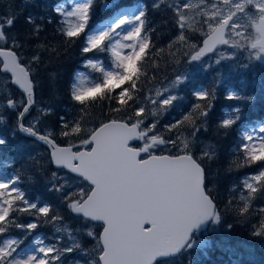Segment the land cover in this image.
<instances>
[{
  "label": "snow or ice",
  "instance_id": "6c2138e0",
  "mask_svg": "<svg viewBox=\"0 0 264 264\" xmlns=\"http://www.w3.org/2000/svg\"><path fill=\"white\" fill-rule=\"evenodd\" d=\"M32 2L25 0V7ZM94 7V0H80L70 11H65L62 5L53 8L61 42L67 47L83 37L85 42L80 53L84 67L100 74L89 83L84 73H77L78 82L72 84L70 98L80 106V115L71 121L61 116L56 127L59 136L76 138L79 143L69 140L63 147L56 142L57 133L46 123L53 109L37 107L35 98L40 85L33 70L42 62L40 51L47 47L40 37L44 25L51 24L52 19L41 17L44 24H38L36 17L28 14L24 16V29L17 31L19 16L0 17V73H10L6 77L9 83L22 90L21 98L5 94L0 99V110L9 111L12 117L8 134H0V147L9 143V137L16 138L18 134L33 144L47 146L50 149L47 164H54L58 171L66 170L67 175L80 181L75 185L67 181L58 183L63 178L58 171H53L47 178L48 190L57 193L60 202L85 225L78 230L81 238L66 227H56L55 231L65 233L70 243L63 242V237L51 243L36 237L31 241L30 250L18 251L23 241L9 236L11 229H20L27 237L40 225L63 219L53 204L39 198L31 200L22 190V178L34 182L37 176L43 175L45 165L38 155L25 152L28 145L20 143L16 146L23 161L20 169L14 175L0 178V264H63L64 257L73 252L85 257L83 264H169L173 258L194 249L206 255L205 250L212 247L213 241L200 237L222 227L233 228V223L224 224V213L219 210L210 188L212 180L205 165L216 158L214 146L204 147L199 156L189 147V137L196 138L202 129L207 131L220 74L210 88L194 89L192 94L197 103L193 111L166 125L165 133L169 135L165 136L159 130V116L178 100L172 90L179 88L188 74L177 73L173 80L154 89L153 95L144 97L147 105L155 106L146 110L144 104L138 103L143 91L142 77L146 79L148 75L143 65L151 62L156 66L154 58L165 49L157 50L146 35L150 29L143 8L132 19L119 14L105 27L89 34L86 29ZM104 7L115 9L117 4L106 0ZM152 8L170 13L169 19L176 28V36L168 49H184V58L189 63H200L205 71L212 65L203 58L216 54L219 46L247 53L248 62L240 64V68L247 69L253 61L264 62V0H198L196 3L154 0ZM60 16L66 19L60 21ZM129 24L133 26L127 28ZM190 31L204 37L201 44L191 43ZM121 32L125 42L114 39ZM33 45L32 55L25 59V50ZM99 53L111 54L115 70L105 66ZM171 54L175 56V52ZM233 55L221 54L215 64ZM226 99L251 101L253 97L241 96L230 89ZM105 101L113 105L112 113L126 115L109 119L89 131L88 109ZM233 112L235 116L222 118L217 124L218 133L227 135L240 119L241 108L236 106ZM149 115L152 120L146 124ZM0 123L7 124L8 120L0 115ZM179 129L190 130L189 136L182 139L183 132L173 135ZM254 132L255 135L248 132L243 135L246 142L238 149L242 159L230 161L225 168L230 172L260 166L255 174L241 181L247 194L241 191L239 202L233 196L225 205V212L234 213L238 223L246 222L251 202L264 194V126ZM164 145L177 149L178 154H155ZM142 154L147 158H141ZM15 163L5 162V166L14 167ZM260 213L264 215V208ZM22 215L34 219L20 222L18 218ZM94 222H100L101 232L95 230ZM251 228L253 237L264 238V219ZM93 241V247L88 248ZM215 243L226 251H235L226 246V241Z\"/></svg>",
  "mask_w": 264,
  "mask_h": 264
},
{
  "label": "trees",
  "instance_id": "16d2710c",
  "mask_svg": "<svg viewBox=\"0 0 264 264\" xmlns=\"http://www.w3.org/2000/svg\"><path fill=\"white\" fill-rule=\"evenodd\" d=\"M60 0H33L32 3H28L25 7V0H0V17L5 16H19L15 29L17 31L23 30L24 16L32 14L36 17L38 24H44L40 19L41 17L52 19L51 24H45L41 33L40 41L46 44V49L40 51L42 56V62L38 69H34L33 73L37 75V81L40 85L36 93L37 106L51 107L53 111L47 116L46 123L49 127L57 133L56 142L59 145H66L69 140L72 143H79L76 138H64L59 136V129L56 127V122L63 116L65 119L71 121L74 118H78L79 105L75 104L71 100V86L75 77V73L78 70H84L89 75L91 69L84 67V57L81 56L80 48L84 44V38H80L77 43L70 46H65L61 42V36L57 32L59 24L57 22L56 14L53 12V8ZM101 0H94L95 7L90 18L89 27L86 29L92 30L96 26H100L105 19L108 18L110 10L101 9ZM143 0H113V3L117 4L116 8L119 7H132L133 5L140 4V10L143 8L146 12L147 27L150 29L147 32V36L152 40L154 47L157 50L164 48L165 51L159 56H156L155 65L151 62L143 65V70L147 72V78L142 77L140 87L143 89L138 100L139 104H144V96L147 94V90L161 83L171 75V71L175 68V62L171 58V52L178 54L176 49H168V45L173 39L170 38L173 29H175L172 21L169 19V13L166 11H157L152 6L143 2ZM60 21L64 20L63 16L59 17ZM166 21V23H162ZM66 27V25H65ZM151 29H155L152 31ZM55 48L58 51H52ZM35 49V45L30 49H26L24 53L25 59L32 55V51ZM109 58V53H99L98 56ZM99 73L92 72L91 77H99ZM259 87V86H258ZM257 87V88H258ZM231 90L239 93L241 96H251V101L244 100H228L226 99V93L224 90L218 92L215 96V122H210L207 127V131H202V134L207 137L202 138L203 141L209 142L211 146H214L216 152V158L212 162H206V167L210 174L212 184V196L215 198L216 203L219 206V210L224 213L223 222L224 224L233 223L231 230L227 229L226 236L230 242L241 241L247 242L254 246L255 257L251 261L241 260L239 263H231L227 258L216 259L218 253H215V262H211V257H206L204 262L206 264H264V252L260 250V243H264V238L253 237L251 235V225L258 224L261 219H264V215H261L260 209L264 208V194L256 198L251 202L250 212L245 223H238L237 217L232 212H225V205L233 196L236 201L239 202V196L241 191L247 194V191L243 189L241 181L245 176L255 174L259 170V165H253L251 167H244L238 170L226 172L225 168L228 163L233 160H237L239 157L242 159V153L238 151L241 143L243 142L241 135L239 134V126L242 123L249 124L252 122L260 121L264 116V87L249 88L247 84L246 89H242L241 83H233L227 86ZM113 105L111 102H101L93 105L88 109L90 115L86 120V127L90 131L96 128L101 123L108 121L109 119H119L126 115V113H112L110 108ZM239 106L241 108L240 119L236 121V124L228 131L227 135L223 132H217V124L221 121L223 115L226 113L223 110L234 108ZM175 110L170 112L174 114ZM130 114V113H128ZM0 115L4 116L7 120V124L0 123V134H8L11 127L12 117L9 111H3ZM168 115V116H169ZM211 116V115H210ZM165 120V119H164ZM177 120H180L177 119ZM145 123H147L145 121ZM175 123L174 117L165 121L166 125ZM160 132L164 133L165 136L169 135L165 133V129L159 127ZM177 132H184V129H179ZM175 134V133H174ZM30 141L22 135L18 134L16 138L9 137V143L5 146L0 147V175L8 176L14 175L21 166L22 158L17 151V145ZM35 155V154H33ZM44 160L41 163L45 165L44 173L41 176H37L34 182H30L26 177L22 178L21 188L26 193L29 199L35 200L39 198L41 201H47L53 204L63 219L59 222L67 221L70 219V213L62 203L59 202L55 192L48 190L47 178L51 176L53 168L47 164L48 155L45 153ZM16 161L14 167H6L5 162ZM239 162V160H237ZM20 222H30L34 218L26 215L19 216ZM58 222L54 224H42L37 230L30 236H25L20 229H11L9 236L20 239L23 243L20 245V249L29 246L32 237L38 234L46 243L53 242L56 237L54 234L55 227ZM88 246V245H87ZM18 249V250H20ZM210 261V262H209ZM195 264V263H194Z\"/></svg>",
  "mask_w": 264,
  "mask_h": 264
},
{
  "label": "rangeland",
  "instance_id": "374dc122",
  "mask_svg": "<svg viewBox=\"0 0 264 264\" xmlns=\"http://www.w3.org/2000/svg\"><path fill=\"white\" fill-rule=\"evenodd\" d=\"M78 2H80V0H60L59 2H57L55 7L57 5H62L64 7L65 11H70L72 9V7ZM104 2H106V0H101L100 4H103ZM111 2L113 3V0H111ZM143 2H147L152 6L154 0H143L142 3ZM196 2H198V0H193V3H196ZM105 10H110V12H109L110 15H108V18L105 19V21L102 22L100 26H96L94 29L88 30L89 34L102 29L107 24H109L119 14H126L129 19H132L135 15L139 14L140 4L133 5L132 7H119V8H115V9L106 8ZM189 15L192 16L193 13L189 12ZM198 18L199 17H194V19H198ZM64 19H66V17H64ZM135 23H136V21L133 20V24H135ZM133 24H129L126 27L131 28L133 26ZM122 37H123V32H121V35L119 37H114V39H120L121 42H125V41H123ZM201 37H203V36L201 35ZM84 42H85V40H84ZM183 50L184 49H182L181 52H178V54L175 53V56H173L171 54L172 55L171 58H173V60H174L173 62H175V68L176 69L171 71V75L168 78H166L164 81L162 80L160 84L150 87L147 90L146 96H144V97L153 95L154 89L160 88V87L164 86L165 84H167L170 80H173L175 78V76L177 75V73H187L188 78H189L192 74L197 75L200 71L201 72L204 71V69L201 66H196L193 70H190V69L188 71L181 70L183 64L185 63L183 61V59H181ZM231 53H235V55H233L231 59L223 60V61H221V63L219 65L215 64V60L218 59L221 54L228 55ZM101 55L102 56H98V57H99V59H101L104 62L105 66L106 67H112V70H115L114 58L110 56L109 58L104 59L102 57H105V56L103 54H101ZM109 55H111V54L109 53ZM177 60H179V63L176 62ZM206 62H207V64L212 63L213 66H215V77L217 76V74H220L221 82L216 85V89H215L216 93L221 91V90H224L225 93L227 94V91L230 89L226 88V87L229 85H232L233 83H241L242 89L243 88L246 89L247 84H248L249 88L256 87L255 88L256 91L258 90V88L264 87V66L263 65H260L258 63V61H253L247 69H243V68L239 67L240 64L248 62L246 52L238 51V50L231 49L228 47L219 48L218 52L213 57H210V59L206 60ZM81 72L84 73L85 77H87L89 83L95 81L97 78V76H94V77L90 76V74L93 72V70H90L89 75L84 70H78L75 73V77H74L72 84L74 82H78L76 80V75H77V73H81ZM6 77H7L6 75L0 74V99H3L5 94L12 95L15 98H21V96L17 93V91L10 85V83ZM196 79H197V76H194L193 80H196ZM180 87L172 90L173 94L178 96V100L174 102V105L171 108H169L166 112H164L162 115L159 116V127L162 129H165L166 118L171 119V117H174L173 115L175 113L178 116V113L181 112V114L179 115V118L181 119L182 109H183L182 96H184V93L179 91ZM185 88L186 87H183V88H181V90H185ZM144 105L146 106V110L149 108L155 107L152 105H147L146 102L144 103ZM193 105H191V107ZM37 107L43 108V106H37ZM172 110H175V111H174V114H171V117H170L169 114ZM1 112H3V111L0 110V113ZM223 112L226 113L225 115H223L224 118H227L229 115L235 116V113L233 112V108H229V109H227V111L223 110ZM149 120H152V117L150 115L147 117L146 122L147 123L151 122ZM260 126H264V116L262 117V119L260 121H256V122H252V123L244 124V125L241 123L239 126V134L241 135L242 140H243V135L245 132L252 133L255 135L254 129L258 131V128ZM180 133L181 132H176L173 135H179ZM188 136H189V133L183 132V136L181 138L183 139L184 137H188ZM189 139L191 141L189 144V147L192 150V152L197 156L200 155V152L204 147L210 145L209 142L201 141V138L189 137ZM243 142H246V141H243ZM24 144L28 145V147H26V149H25V152H30L32 154L38 155L41 158V160H44L43 158H44L45 153H47V155H48V152L43 147V145L33 144L31 142V140L24 142ZM155 154H173V155H175V154H178V150L173 149L170 145H164V146H160V149ZM142 156L145 157L144 154H142ZM53 171H58V170H53ZM58 175L63 178L60 181H58V183H65V181H67V184H70V185H75L77 183H80L79 180L73 179L72 176L67 175L66 172L63 170L58 171ZM2 177H4V175H0V178H2ZM46 184L48 185V183H46ZM48 187H49V185H48ZM84 187L87 188L88 185L85 183ZM55 195L58 198V194L56 193ZM59 202H60V200H59ZM94 226H95V230L97 232H99L100 226L98 224H94ZM56 227H60V228L66 227L73 235L77 236L78 238H81L82 233H80L78 230L84 228L85 225L80 218H78L76 216H72L71 219H69L67 221L58 222ZM56 227H55V229H56ZM226 231H227V228L222 227L219 231L208 232V233L203 234L200 237V238H207V239H210L213 241L212 247L205 250L207 253L206 255L203 251L194 249V250H190L188 253H185L183 255H180L178 257L173 258L172 260H170L169 264H194V263L195 264H206L204 262V260H206V257H208V256L211 257V260H210L211 262H215V257H214L215 253H218V256L216 257V259L227 258V260L230 261L231 263H239V261H241V260H245V261L253 260V258L255 257L254 246L250 243H247V242H241V241L230 242L229 238L226 236ZM54 234H55L56 238L57 237H63V242L70 243V241L67 240V236L65 233H63V232L57 233L54 230ZM36 237L41 238L38 234H35L32 237V240L35 239ZM55 239H53V240H55ZM31 241H30L29 246H27L23 249H20L18 251L27 252L28 250H30V248L32 246ZM216 241H226L227 242L226 246L235 249V251L234 252L226 251L225 247L217 246L215 243ZM94 244H95V241H93L91 244H88L87 247L92 248ZM259 248L261 251L264 252V243H260ZM84 260H85V257H83L80 253L73 252V253L67 254L64 257L63 264H75L76 261H81V264H83Z\"/></svg>",
  "mask_w": 264,
  "mask_h": 264
},
{
  "label": "flooded vegetation",
  "instance_id": "af4514ba",
  "mask_svg": "<svg viewBox=\"0 0 264 264\" xmlns=\"http://www.w3.org/2000/svg\"><path fill=\"white\" fill-rule=\"evenodd\" d=\"M170 15V13H169ZM199 19V18H198ZM176 36V28L173 29V32L170 36L171 39H174ZM189 37H190V41L191 43L194 44H201V41L204 37H201V35L199 34V32L196 33H192L191 31L189 32ZM227 46H219V48H224ZM215 54H208L207 57L203 58L205 61L210 59V57H213ZM181 59H183V61L185 62L181 68V70H185L188 71L193 70L196 66H201L200 63H189L184 56H181ZM211 67L208 68L206 71L204 70L203 72H199L197 75H191L187 80H185L184 84L181 85L180 89L183 87H189L188 88V92H183L184 96H182V100H183V109H182V115H181V119L183 118L184 115H187L189 112L193 111V106L191 107V105L197 103L196 98L194 97V95L192 94L194 89H197L199 87H204V88H210L212 86L213 83V79L215 78V66H213V64L211 63ZM197 76L198 81L194 82L193 77ZM217 94V93H216ZM213 104V110L212 113L210 114V119H209V123L210 122H215V99L212 101ZM181 114L178 113L177 119L179 118V115ZM176 113L173 115L175 116ZM180 119V120H181ZM176 119H174L175 121ZM208 123V124H209ZM190 130L188 129H184V132L189 133ZM202 131H204L203 129L201 130V133L198 134L197 138H206L207 137L205 135L202 134Z\"/></svg>",
  "mask_w": 264,
  "mask_h": 264
},
{
  "label": "water",
  "instance_id": "95a60500",
  "mask_svg": "<svg viewBox=\"0 0 264 264\" xmlns=\"http://www.w3.org/2000/svg\"><path fill=\"white\" fill-rule=\"evenodd\" d=\"M105 3V2H104ZM104 3L103 4H101V8L102 9H105V7H104ZM203 40V39H202ZM201 43H202V41H201ZM259 62V61H258ZM260 64H262V65H264V62H259ZM0 74H3V73H0ZM3 75H6V76H10L11 74L9 73V74H3ZM11 85V84H10ZM15 90H17L18 91V93L19 94H21V92H22V90H20L19 88H18V86H14V85H11ZM106 122H108V121H105V122H103V123H106ZM102 124V123H101ZM100 124V125H101ZM100 125H98V126H100ZM97 126V127H98ZM60 146H65V145H60ZM43 147H45V149H47V151H48V155H49V151H50V149L47 147V146H44L43 145ZM158 155H167V154H158ZM141 158H147V157H141ZM52 166V168H54V169H57L56 168V166L54 165V164H52L51 165ZM63 171H65L66 172V170H63ZM74 175V174H73ZM70 211V210H69ZM71 213V212H70ZM71 214H73V213H71ZM73 215H75V214H73ZM95 224H98V225H100L101 226V229H100V231L99 232H101L102 231V225L100 224V222H94ZM146 227H147V225H146Z\"/></svg>",
  "mask_w": 264,
  "mask_h": 264
},
{
  "label": "bare ground",
  "instance_id": "6f19581e",
  "mask_svg": "<svg viewBox=\"0 0 264 264\" xmlns=\"http://www.w3.org/2000/svg\"><path fill=\"white\" fill-rule=\"evenodd\" d=\"M196 81H198V79L194 80V82H196ZM188 88H189V87H186L185 90H181V89H179V91H180V92H188ZM174 119H176V120H175V122H176V121H177V114L174 116ZM149 121H151V120H149ZM201 141H203V140L201 139ZM51 167H52V166H51ZM53 170H57V169H54V168H53Z\"/></svg>",
  "mask_w": 264,
  "mask_h": 264
}]
</instances>
